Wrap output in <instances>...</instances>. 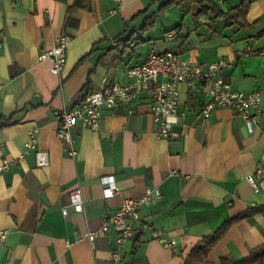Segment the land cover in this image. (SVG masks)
Wrapping results in <instances>:
<instances>
[{"label":"crops","instance_id":"obj_1","mask_svg":"<svg viewBox=\"0 0 264 264\" xmlns=\"http://www.w3.org/2000/svg\"><path fill=\"white\" fill-rule=\"evenodd\" d=\"M162 1L87 0L69 13L75 0H0V166L8 163L0 171V264H108L115 233L101 230L104 214L147 190L159 198L139 207L119 264H183L224 221L264 206V0H248L244 18L232 25L211 13L193 17L196 8L183 0L171 35L170 28L161 31L172 39L171 49H158L198 63L228 60L222 75L231 88L261 95L251 129L225 107L199 125L201 97L180 83L178 108L186 115L174 126L175 138L156 135L144 96L102 110L97 129L75 125L74 156L56 135L54 112L106 82H128L127 68L149 52H138V44L156 37ZM211 1L223 12L242 2L231 0L226 10V0ZM153 14L152 24L148 19L141 28ZM63 34L70 37L65 63L52 74L50 61L38 56ZM29 131H35L36 150L47 153L45 166L36 164L34 150L25 151ZM249 175L256 176V189ZM106 177L117 190L110 197ZM73 186L81 188L83 212L69 207ZM87 231L97 233L92 242ZM159 237L176 242L166 247ZM261 244L264 214L257 213L232 223L206 260H242Z\"/></svg>","mask_w":264,"mask_h":264},{"label":"built area","instance_id":"obj_2","mask_svg":"<svg viewBox=\"0 0 264 264\" xmlns=\"http://www.w3.org/2000/svg\"><path fill=\"white\" fill-rule=\"evenodd\" d=\"M171 35V32L167 34ZM70 42L68 35H58L54 38L51 48L41 52L39 60L48 59L51 63L50 72L58 74L64 63L66 49ZM229 65L226 59L198 63L183 59L172 51L158 52L149 50L143 62L129 66L126 70L128 82H106L102 88L87 92L72 108L54 112L57 120V137L66 145L67 154L75 155L73 148L74 137L72 128L80 124L83 128L97 129L99 119L104 109H113L119 105L129 104L134 99L144 96L149 102V112L156 126V135L163 139H172L178 136L174 126L180 123L186 115L178 108V84L183 83L195 94L201 97V104L195 116L199 125L208 121L212 110L216 107H225L240 116L249 129L258 123L255 113L261 102L258 91L244 92L231 88L230 83L222 75L224 67ZM130 112V111H129ZM35 131L28 132V140L24 143L25 151L34 150L35 162L38 166L48 163L45 151L36 150ZM6 161L0 166V171L7 168ZM256 176L249 175L247 180L253 189L257 188ZM107 185L104 188L106 197L117 193L112 177L103 180ZM159 194L150 190L139 198H125L111 213L103 216L101 230L111 228L115 233L114 249L108 264H119L124 244L133 237L134 224L139 218L140 206L150 204ZM69 207L75 212L84 211V202L79 186H73L69 191ZM63 215H67L68 208L63 206ZM97 233L87 231L85 236L90 242ZM5 232L0 231V238ZM159 241L166 247L175 244L173 238L159 237Z\"/></svg>","mask_w":264,"mask_h":264},{"label":"trees","instance_id":"obj_3","mask_svg":"<svg viewBox=\"0 0 264 264\" xmlns=\"http://www.w3.org/2000/svg\"><path fill=\"white\" fill-rule=\"evenodd\" d=\"M87 0H75L74 5L69 8V13L76 8L84 7ZM192 6H197L196 11L193 12V17H198L199 15H207L211 13L214 16L220 15L228 23L227 25H232L234 23L240 22L246 14L247 7L249 4L248 0H242L239 6L232 8L229 12H223L220 10L211 0H187ZM206 2L207 6H202V3ZM183 0H163L159 7L156 15H160L162 11L166 8L172 6H180ZM154 14L146 17L145 22L141 25V28L147 27V20L150 19L149 23L152 24L154 20ZM85 95V94H84ZM261 213L264 214V206H254L245 209L239 214L227 219L218 227L213 233L208 236H204L200 242H198L188 253L183 264H264V244H261L251 250L250 255L242 260L233 259L229 256H221L218 263L209 262L206 260L207 253L209 250L218 242L227 228L234 222L250 217L254 214Z\"/></svg>","mask_w":264,"mask_h":264},{"label":"rangeland","instance_id":"obj_4","mask_svg":"<svg viewBox=\"0 0 264 264\" xmlns=\"http://www.w3.org/2000/svg\"><path fill=\"white\" fill-rule=\"evenodd\" d=\"M231 0H226L223 4V8L228 10L229 8V3ZM182 4H180L181 6ZM183 7V6H182ZM195 8H197V6H194ZM172 7H169L167 9H164L162 11V13L159 15V20L158 22V27L155 31L156 37L154 39V41H145L143 43H139L137 46V50L140 53H146L148 50L150 49H155L156 51H158L159 48H168L171 49V38H163L162 36V29L163 28H170V32H171V25L173 26L174 23H176L175 21L178 20V22L180 21L181 17L183 16V12L181 13L176 6H174L172 9ZM177 10V11H175ZM180 10H183V8H180ZM165 21L162 25V22ZM162 27V28H161ZM168 33V32H167ZM174 40V39H173Z\"/></svg>","mask_w":264,"mask_h":264},{"label":"water","instance_id":"obj_5","mask_svg":"<svg viewBox=\"0 0 264 264\" xmlns=\"http://www.w3.org/2000/svg\"><path fill=\"white\" fill-rule=\"evenodd\" d=\"M206 5H207V3H206V2H203V3H202V6H206Z\"/></svg>","mask_w":264,"mask_h":264}]
</instances>
